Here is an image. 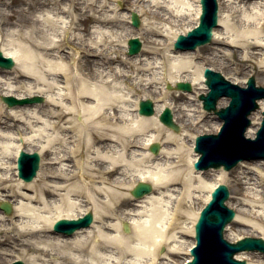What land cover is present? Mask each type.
Masks as SVG:
<instances>
[{"label": "bare ground", "instance_id": "obj_1", "mask_svg": "<svg viewBox=\"0 0 264 264\" xmlns=\"http://www.w3.org/2000/svg\"><path fill=\"white\" fill-rule=\"evenodd\" d=\"M25 2L13 0L8 5L14 11L6 17L5 24L16 23L31 11L33 5L26 9L20 7ZM114 2H118L122 8L128 7V14H119L120 10H116L118 6L114 4L115 8L110 11L118 15L101 19L97 14L99 0H56L55 7L60 9L59 26L64 31L59 34L53 31L45 41L48 53L58 48L55 56L47 55L39 45L34 46L26 40L17 41V46L11 51L0 44L2 55L14 62L10 69L0 68V97H43L40 104L7 107L0 102V112L16 113L21 117L16 119L15 124L0 121V129L14 131L17 125L29 118L25 113L29 114L32 121H36L31 125V138L24 136L18 140L5 139L0 132V203L8 202L12 208L11 216H5L1 211V260L11 253V260L32 264L29 257L42 253L43 264H122L121 255L116 250L131 249L127 255L135 257L133 264H164L165 261L167 264H184L189 258V245L194 243L193 227L198 214V211L195 213L192 209L188 210L189 204L192 208L195 200L201 197L208 200L213 187L227 179L222 169L197 171L192 166V170L187 173H179L175 169L187 147L184 133L188 125L185 118L192 120L193 126L198 129L206 124L204 121L208 118L215 117L213 113L211 116L207 114L209 112H203L200 100H195L199 101L198 105L195 101L192 105L188 104L193 97L206 94L207 89L202 75L199 80L195 72L191 79L185 77V66L193 64V57L208 62L203 69H211L214 64L220 65L215 53L210 59L203 58L201 53L209 50L216 52V48H223L227 50V55L223 57L224 63L220 66L228 68L237 62L247 61L251 69H260L264 73V42H261L260 33L252 34L251 38L256 42L246 47L224 39L222 30H226L229 20L225 11L226 2L218 0L220 31H216L219 38L212 42L215 47L174 51L172 41L184 32H177L173 22L159 12L147 10V0H109L111 4ZM69 7L71 13L67 11ZM133 12L139 17L144 16L137 28L138 32L127 26ZM72 14L75 16L73 31H79L86 39L93 38L94 26L102 30L95 34V45L80 44L75 39H69L67 29L73 25V19L70 18ZM39 23L47 24L48 21L40 20ZM260 27L264 28V25ZM133 37L141 39L144 44L140 53L129 57L126 54V42ZM7 39L13 38L9 36ZM105 42L115 45L120 55H107ZM165 49L183 57L182 61L175 62L174 68L167 71H174L185 78L176 79L175 82L166 79L164 86H173L178 82L189 83L194 89L191 91L193 96L167 88L154 91L160 81L150 80L137 89L133 96L136 108L125 115L117 106L123 98V92L118 88L120 84L129 86L133 77L118 81L110 90L97 83L101 69L107 71L119 67L125 70V75L129 71L135 72L137 76L154 75L151 62L154 59L159 61ZM14 72H19V75L14 77ZM73 73L79 78L75 88L72 85ZM49 78L53 79L50 81ZM108 79L111 82L113 78ZM33 81H39L40 86L34 87ZM45 83H48V88L43 87ZM51 88L55 91H49ZM25 89L29 94H16ZM161 93L167 94L166 100L160 98ZM145 99L152 100L154 104V113L149 116L137 112L139 101ZM259 106L263 110L264 101H260ZM164 108L171 110L173 121L180 128L178 132L159 120ZM45 110L60 114L49 116ZM260 118L255 113L251 115L252 124L256 126L247 129V137H254ZM11 119L15 117H9ZM148 121L153 122L151 127L146 123ZM65 124L70 127H64ZM219 125V121L212 126L206 124L214 133ZM40 137L44 138L43 144L31 142ZM61 143L63 147L56 151ZM152 143L159 145L157 154L149 150ZM20 150L29 153L35 151L43 156L37 175L30 182L17 177L15 160ZM134 158L150 163L157 171L150 179L142 175L133 183L126 169L131 167ZM249 165H254L255 169ZM228 175L232 177L238 188L237 194L240 195L234 197L233 201L241 206L247 205L242 199L244 197H254L253 202H264L263 160L241 162ZM138 181L149 183L151 192L135 199L128 194ZM129 183L130 187L127 186ZM164 186H167L166 194ZM158 188L161 190L158 191ZM22 190L30 191L31 195L27 196ZM124 191L128 194L125 195ZM250 191L253 196L249 194ZM84 192L88 194L89 200L87 209L81 211L77 206L78 197ZM110 210L112 214H109ZM88 211L93 215L89 227L76 230L69 237L52 231L54 221L79 218ZM120 214H127L128 218L120 219ZM248 219L256 220L258 226L244 223ZM184 220H190L191 223L183 224V230L176 231L173 224ZM123 223L127 224L128 233L123 231ZM238 226L250 227L258 236L264 235V217L251 208L247 211L236 210L234 220L226 229L238 233ZM134 233L135 239L131 240ZM247 235H233L231 241ZM41 244L44 247H40ZM159 247L164 248V252L159 253ZM17 249L18 254H12ZM178 257L182 261L178 262ZM236 259L246 261L245 264H264V255L258 252H241L236 255Z\"/></svg>", "mask_w": 264, "mask_h": 264}, {"label": "clouds", "instance_id": "obj_2", "mask_svg": "<svg viewBox=\"0 0 264 264\" xmlns=\"http://www.w3.org/2000/svg\"><path fill=\"white\" fill-rule=\"evenodd\" d=\"M56 0H26L25 3L20 5L21 8H28L29 5H33L31 11L24 16L22 19H19L18 22L12 24H5V19L7 16L13 14L14 9L9 8L8 5L13 3V0H0V44L7 47L9 51L12 48L17 46V41L26 40L28 43L32 45H39L43 48L47 55H57V50L48 53L47 45L45 41L48 39L49 35L54 31L56 34L64 31L62 27L59 26V17H60V9L55 7ZM92 2V0H90ZM203 0H147L145 4V8L152 13L159 12L164 15L166 18L170 19L173 22V28L177 32H184L186 38H190L193 34L189 32L191 27H194L195 24H199V21L196 20V16H198L201 12V5ZM226 2V13L229 20V25L226 27V30H222L224 32V39L231 40L236 43H240L242 46L246 47L249 43H255L256 40L252 39V34L259 32L262 37L261 42H264V28H261V25H264V0H222V3ZM107 5V7H105ZM115 7L114 4L109 3V0H99V6L97 9V14L101 19L112 18L118 15L115 11H110ZM69 13H71V8L67 9ZM205 15H207V5L204 6ZM70 18L73 19V25L67 29L69 39H75L77 43L86 44L92 43L95 45V34L101 32L102 30L99 27H93V38L86 39L82 33L79 31H73L75 27V16L74 14L70 15ZM40 20L48 21L47 24L39 23ZM235 29V31H234ZM206 39L204 40H194L193 48L199 50L205 46H213L212 42L218 39V35L214 25L206 26ZM175 35V33H173ZM11 36L13 39L9 40L7 37ZM63 40L64 37L61 36ZM104 48L107 49V55L116 56L120 55V52L116 49L115 45L109 44L105 42ZM264 54V52H262ZM227 55V50L223 48H216V60L217 63L222 65L224 63L223 57ZM193 59V64L185 66L186 72L185 77L191 79L193 72H195L197 80L201 78L203 67L208 63L207 61L196 63L195 57ZM183 57L179 54L173 55L171 51L165 49L162 58L157 61L153 60L151 62V69L155 73L150 76H137L135 72L129 71L127 75H125V70L119 67H113L107 69V71L101 69V75L97 77V83L100 86L106 87L108 89H112L114 84H117L118 81H122L127 79L128 76H132L133 79L129 86H124L120 84L118 90L123 92V98L121 101L117 103V106L121 108L122 112L127 115L128 112L132 111L136 108V100L133 99L134 94L137 92V89L141 86V84L148 83L151 81H160V83L156 84L154 91H159L160 88H163L164 81L166 79H171L175 82L176 79H181L185 77H181L176 74L174 71H167V69L174 68L175 62L182 61ZM42 68L44 65L41 66ZM19 72H14L13 76H18ZM108 77H112L111 82ZM235 78V77H234ZM50 81L53 78H49ZM79 84V78L77 74L73 73L72 85L73 88L77 87ZM32 85L34 87L40 86L39 81H33ZM43 87L48 88V83H45ZM49 91H55L54 88L49 89ZM18 95H27L29 94L27 90H22L18 93ZM160 98L163 100L167 99L166 93H161ZM195 101V97L192 100L188 101L189 105L193 104ZM198 105L199 101H195ZM45 114L49 116L56 115L58 116L60 113L52 112L50 110H45ZM183 114V113H182ZM28 116V119L24 120V123L21 125H17L14 131H4L0 129V132L3 133L5 139H22L24 136H29L31 138L33 123L36 121H32L31 117L28 113L24 114ZM9 117H15V119L9 120ZM16 119H21L16 113L9 112H0V121H4L8 124H15ZM149 127L153 125L152 121L146 122ZM185 123L188 125L186 131L184 133V137L186 138L187 147L185 149L184 154L178 160L175 169L179 173H187L192 170V165L198 159V156L195 152H192L191 149L195 145V134L196 128L193 126V121L185 118ZM64 127H70V125L65 124ZM147 131V129H146ZM158 131H160L158 129ZM19 133V135H16ZM35 144H43L44 138L40 137L39 139H34L31 141ZM182 142L184 140L182 139ZM63 147V143L58 145L55 149L59 151L60 148ZM202 155L207 157L206 153H202ZM128 172V176L132 178V182L134 183L138 180L142 175L146 178H151L152 174L157 171L156 167L150 165V163H145L142 160L134 158L132 160L131 167L126 169ZM55 174V173H52ZM131 186V183L127 185ZM161 189L158 188V191ZM165 194L167 192V186H164ZM126 195V193H125ZM89 196L86 192L81 193L78 197L77 206L81 211L87 209ZM248 201H245L247 203ZM185 203H188L185 201ZM223 203V202H221ZM191 210V205L189 204V209ZM162 211V210H161ZM247 211V209H245ZM255 211V210H253ZM109 214H112L111 210ZM261 217H264V202L261 203L260 213ZM134 215V213L132 214ZM120 219L128 218L127 214H120ZM191 223L190 220L177 221L173 224V227L176 231L183 230V224ZM23 226V225H22ZM163 236V232L160 233ZM174 235V233H173ZM131 240L135 239V233L130 237ZM40 247H44L43 244L39 245ZM122 259V264H133L135 257H128L127 253L131 251V249L116 250ZM32 264H43V254L37 253L35 256L29 257ZM167 264V261L164 262Z\"/></svg>", "mask_w": 264, "mask_h": 264}, {"label": "water", "instance_id": "obj_3", "mask_svg": "<svg viewBox=\"0 0 264 264\" xmlns=\"http://www.w3.org/2000/svg\"><path fill=\"white\" fill-rule=\"evenodd\" d=\"M207 5V15H205L204 6ZM217 0H203L201 5V15L199 24L189 32L193 35L190 38L179 35L175 41L174 47L181 50H194V40L206 39V26L217 25ZM133 25H138V18L135 13L132 14ZM129 51L127 54L133 55L139 51L140 42L137 38L128 40ZM13 66L11 58H5L0 52V67L10 69ZM203 75L206 78L205 84L209 87L208 94L200 95L203 101L204 109L213 110L220 119L225 121L219 135L199 136L196 138L195 152L200 153L198 163H194L196 169H207L209 167L218 168L223 165L225 170H229L237 161L243 159H264V119L262 127L257 133V138L252 141L244 138V132L250 121L247 116L253 109L257 108L256 99L264 98V89L256 88L254 77L248 79V88H240L224 80L220 73L212 72L205 68ZM168 88H171L168 86ZM176 89L190 91L188 83H177ZM231 97L230 105L225 109L217 110L215 103L219 97ZM1 99L8 105H23L35 102H42V97L34 96L31 98L16 99L12 96H2ZM150 100L140 101V115H151L153 113V104ZM264 117V113H263ZM159 120L166 126L178 131V127L173 124L172 114L168 108L160 114ZM152 153H157L158 146L150 147ZM252 152V154L250 153ZM202 153H206L205 158ZM250 153V154H249ZM39 167V155L37 152L31 154L21 152L18 160L19 176L25 181H30L35 176V171ZM151 191V186L147 183H138L132 191L134 197H141ZM227 188L220 185L212 194V200L200 214L196 224V248L191 250L193 256L192 262L188 264H244V261L232 259L233 253L241 250L258 249L264 253V240L254 238H244L237 243L230 244L223 239V228L228 223L234 212L227 208L223 203L228 198ZM0 208L6 213L11 212L10 205L1 203ZM91 214L77 220L61 219L54 224L56 232H62L70 235L75 229L88 226L91 222ZM124 225V230L127 231ZM12 264H23L17 261Z\"/></svg>", "mask_w": 264, "mask_h": 264}, {"label": "rangeland", "instance_id": "obj_4", "mask_svg": "<svg viewBox=\"0 0 264 264\" xmlns=\"http://www.w3.org/2000/svg\"><path fill=\"white\" fill-rule=\"evenodd\" d=\"M112 4H116L118 7H116V10L117 9H119L120 10V13L119 14H122V15H126V14H128L127 12H129L128 11V9H126V8H128V7H126V6H124L123 8H122V6H120L119 5V3L118 2H114V3H112ZM218 6H219V4H218ZM115 8V7H114ZM125 8V9H124ZM219 9V8H218ZM139 17V16H138ZM143 17L144 16H141V17H139V21L141 22V20L143 19ZM196 20H197V16H196V18H195ZM140 22H139V26H140ZM127 26H129V28L131 29V30H135V31H137L138 32V29L137 28H139V26L137 27V28H134L133 26H131V23H128L127 24ZM192 28V27H191ZM216 31L217 32H219L220 31V29H219V27L217 26L216 28ZM139 39V38H138ZM140 40V42H141V49H142V47H143V44H142V41H141V39H139ZM161 40H163V39H161ZM126 44H127V42H126ZM197 50V49H196ZM141 51V50H140ZM195 51V50H194ZM140 53V52H139ZM214 53H216V52H212V51H207V52H203V53H201V55H202V57L203 58H205V59H207V58H212L213 57V54ZM127 54V53H126ZM224 59V58H223ZM195 62L196 63H201V62H204L201 58H198V59H196L195 60ZM251 64L249 63V62H247V61H242V62H237L235 65H231V67H228V68H224V66H220V65H216V64H214L213 66H211V69L213 70V71H217V72H219V73H221L227 80H229V81H231V82H233V83H237L238 85H241V87L245 84V78H247L249 75H254L255 76V81H256V85L257 86H261V87H264V73H262L261 71H260V69H251ZM231 68H235V70H231ZM259 70V71H258ZM235 77V78H234ZM163 88L165 89L166 88V86H163ZM171 91H179V90H175V89H172ZM191 91H194V89L191 87ZM186 93H188V95H190V96H193V94L191 93V92H186ZM195 100H198V95L196 96V98H195ZM228 99H226V98H223L222 100H219L218 101V103H217V107H222V106H225L226 104H227V101ZM261 101H264V100H261ZM0 102H1V99H0ZM38 104H40V103H38ZM204 112V111H203ZM261 109L259 108V110H257V111H255V112H253L252 114H256V116H260L261 117ZM205 113H207V112H205ZM208 115H211L212 116V113H207ZM251 114V115H252ZM251 115H250V120H251ZM261 120V119H260ZM218 121V118H217V116H215V117H210V118H208L207 119V121H204L207 125H214L216 122ZM206 124L203 126V127H200V128H198V129H196V134H195V136L196 135H199V134H203V133H213V131H211L210 130V128L209 127H207L206 126ZM259 124H260V121H259ZM250 126H256V125H254V124H252V120H251V125ZM259 128V125L257 126V129ZM256 130V129H255ZM257 131V130H256ZM256 134V133H255ZM40 155V154H39ZM41 160H43V156L42 155H40V163H39V168H40V164H41ZM245 162V161H244ZM237 167V166H236ZM249 167L250 168H252V169H255V166L254 165H249ZM234 169H236L235 167L234 168H232L231 170H229V171H225L226 172V174H227V179L224 181V182H221L222 184H224L226 187H227V189H228V194H229V196H228V198H227V201L225 202L226 203V205L229 207V208H231L234 212H235V215H236V210L238 211L239 209H247L248 210V208H251L252 210H255L254 212H256L257 214L258 213H260V210H261V203L262 202H253V200H252V198H254V197H244V198H242L244 201H248L247 202V205H239L238 203H236L235 201H233V198L234 197H240V195H238L237 193V186L234 184V182L232 181L233 179H232V177H230V175H228L229 174V172H231L232 170H234ZM213 172H215V171H212V173ZM207 181L208 182H213L211 179H207ZM22 192L23 193H25V194H27V196H29V195H31V192L30 191H26V190H22ZM251 192V191H250ZM124 193H126V194H128L126 191H124ZM206 194V193H205ZM204 194V195H205ZM251 196H253V194H252V192L251 193H249ZM129 196H131V194H128ZM256 198V197H255ZM205 202H206V200H205V198L204 197H201L200 199H197V200H195V202H194V204H192V210L193 211H195V213H197V211L205 204ZM12 215V213L10 214V215H5V216H11ZM0 216H2L1 215V210H0ZM235 218V217H234ZM234 220V219H233ZM246 222H244V223H246L247 225H250V226H258V223H257V221L256 220H253V219H248V220H245ZM117 222V221H116ZM232 223V221L230 222V223H228V225H227V227L230 225ZM226 227V228H227ZM237 230H238V233L237 232H234V233H232V231L231 230H227V229H225V232H224V238L225 239H227V240H229V241H231V239L233 238V235H234V237L235 236H237V237H239V236H242V235H247V234H253V236H250V235H247V236H249V237H261V238H264V235H262V236H258V234L255 232V231H253L252 230V228H250V227H246V226H244V227H237ZM230 234H232V235H230ZM63 236V235H62ZM243 237H245V236H243ZM188 240H190V238H187ZM236 239V238H235ZM166 249V248H165ZM162 252H164V248H162V247H159V253H162ZM12 254H14V255H17L18 254V249H17V252H14V253H12ZM237 255V254H236ZM236 255H235V257H236ZM12 255H11V253H10V255H7V257H3V259L1 260L0 259V264L1 263H3V264H10L13 260H11L12 258ZM181 257H187V256H185V255H182ZM175 258V257H174ZM11 260V261H10ZM164 260V259H163ZM176 260L179 262V261H182L179 257L178 258H176ZM165 261V260H164ZM133 262H135V261H133ZM139 264H143V262L142 263H139Z\"/></svg>", "mask_w": 264, "mask_h": 264}]
</instances>
